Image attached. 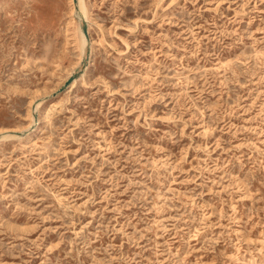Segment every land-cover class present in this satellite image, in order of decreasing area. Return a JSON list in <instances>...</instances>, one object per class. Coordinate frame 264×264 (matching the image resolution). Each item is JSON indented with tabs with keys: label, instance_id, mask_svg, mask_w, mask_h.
I'll list each match as a JSON object with an SVG mask.
<instances>
[{
	"label": "rangeland",
	"instance_id": "obj_1",
	"mask_svg": "<svg viewBox=\"0 0 264 264\" xmlns=\"http://www.w3.org/2000/svg\"><path fill=\"white\" fill-rule=\"evenodd\" d=\"M82 2L0 0V264H264V0Z\"/></svg>",
	"mask_w": 264,
	"mask_h": 264
},
{
	"label": "water",
	"instance_id": "obj_2",
	"mask_svg": "<svg viewBox=\"0 0 264 264\" xmlns=\"http://www.w3.org/2000/svg\"><path fill=\"white\" fill-rule=\"evenodd\" d=\"M77 2L78 0H74V3L77 5ZM77 10V9H76ZM82 32L83 34L85 35L86 38H88L89 36V32H88V22L86 20L83 19V25H82ZM88 58H89V54L86 53V56H85V59H84V62H83V68H85L86 66V63L88 61ZM79 73H76V74H73L66 82L65 84V87H68L70 84H72L77 76H78Z\"/></svg>",
	"mask_w": 264,
	"mask_h": 264
},
{
	"label": "bare ground",
	"instance_id": "obj_3",
	"mask_svg": "<svg viewBox=\"0 0 264 264\" xmlns=\"http://www.w3.org/2000/svg\"><path fill=\"white\" fill-rule=\"evenodd\" d=\"M79 1V9H78V13L80 11V13L82 14V16L84 18H87V9L86 7L83 5V2L82 0H78ZM89 32V30H88ZM90 33V32H89ZM86 38H85V35L83 34V32H81V43H80V46H81V49H82V52L85 53V49H86ZM48 117V116H47ZM33 133V132H32Z\"/></svg>",
	"mask_w": 264,
	"mask_h": 264
}]
</instances>
